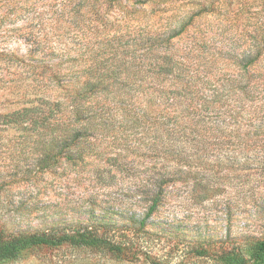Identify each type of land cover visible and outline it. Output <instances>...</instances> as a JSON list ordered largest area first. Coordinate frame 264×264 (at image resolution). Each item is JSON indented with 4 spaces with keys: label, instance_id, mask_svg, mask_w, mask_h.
Returning <instances> with one entry per match:
<instances>
[{
    "label": "rangeland",
    "instance_id": "1",
    "mask_svg": "<svg viewBox=\"0 0 264 264\" xmlns=\"http://www.w3.org/2000/svg\"><path fill=\"white\" fill-rule=\"evenodd\" d=\"M66 94L80 114L14 116ZM77 226L126 247L0 264H221L264 239V0H0V230Z\"/></svg>",
    "mask_w": 264,
    "mask_h": 264
},
{
    "label": "trees",
    "instance_id": "2",
    "mask_svg": "<svg viewBox=\"0 0 264 264\" xmlns=\"http://www.w3.org/2000/svg\"><path fill=\"white\" fill-rule=\"evenodd\" d=\"M66 94L63 99L51 101L42 107L41 110L33 111L31 108H25L20 114L14 116H52L55 112L66 111L71 115L80 114L81 110L75 101ZM174 104L179 105L177 96H173ZM191 102L183 101L186 104H194V97L189 98ZM178 101V102H177ZM197 106V104H195ZM194 106V107H195ZM179 107V106H178ZM18 122H25L26 120H17ZM68 126H75L76 120L73 118L67 119ZM69 127V129H70ZM162 181L164 178L158 177L154 180V186L158 189L151 198V204L148 208L146 216L141 220L140 224L145 225L146 219L151 216L160 204L162 198ZM65 243H70L76 246H87L90 248H100L110 251L112 254H117L126 247L122 242L112 240L104 233L99 232L98 229H93L89 226H77L71 231H50V232H35V233H19L7 235L3 230H0V261L16 259L39 246H60ZM218 259L221 264H264V239L258 240L251 245L247 254L242 253L236 247L223 251L219 254Z\"/></svg>",
    "mask_w": 264,
    "mask_h": 264
}]
</instances>
